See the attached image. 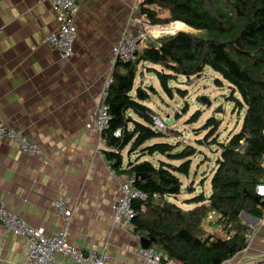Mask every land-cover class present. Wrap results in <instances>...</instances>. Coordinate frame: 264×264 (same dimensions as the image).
I'll use <instances>...</instances> for the list:
<instances>
[{
  "label": "crops",
  "instance_id": "crops-1",
  "mask_svg": "<svg viewBox=\"0 0 264 264\" xmlns=\"http://www.w3.org/2000/svg\"><path fill=\"white\" fill-rule=\"evenodd\" d=\"M139 1L78 0L74 53L63 59L46 41L58 27L48 0H0V125L42 150L41 156L28 155L15 142L0 140V201L50 235L64 228L50 205L64 200L71 212L69 242L105 253L108 264H144L139 239L114 221L125 177L112 174L94 127L115 46L125 30L140 24ZM210 216L203 228L221 238L223 228L214 231L216 215ZM240 217L251 229L248 244L225 264H264V220ZM26 243L0 228V264L22 263Z\"/></svg>",
  "mask_w": 264,
  "mask_h": 264
},
{
  "label": "trees",
  "instance_id": "trees-1",
  "mask_svg": "<svg viewBox=\"0 0 264 264\" xmlns=\"http://www.w3.org/2000/svg\"><path fill=\"white\" fill-rule=\"evenodd\" d=\"M137 13L138 28L144 24L161 28L178 22L190 30L142 40L135 61L116 60L111 69L112 82L104 99L110 119L100 132L107 148L103 155L116 175L134 179V188L148 196L143 203L133 201L137 214L129 231L147 240L149 249L162 251L177 264H223L248 244L251 229L241 220V213L261 217L264 212L263 198L255 193L256 185L264 183V0H140ZM139 68L142 79L145 70L154 72L170 98V82L178 76L199 77L209 68L229 84L233 111H245L240 130L224 143H217L216 136L208 141L220 121L211 118L206 122L205 128H211L207 144L216 143L220 155L210 171L209 196L195 197L191 209H181L171 198L181 192L176 174L188 175L191 158L197 152L189 146L173 153V145H149L164 135L146 104L149 95L142 88L144 81L135 87ZM215 83L222 85L219 79ZM176 92L184 98L185 91ZM199 115L196 112L192 120ZM117 130L120 134L115 137ZM126 148L129 156L140 151L141 157L159 154L168 161H158L156 166L137 155L135 161L129 157L125 164ZM172 161L183 162L176 167ZM212 214L218 217L214 226L222 227L226 238L204 230L205 220Z\"/></svg>",
  "mask_w": 264,
  "mask_h": 264
},
{
  "label": "built area",
  "instance_id": "built-area-1",
  "mask_svg": "<svg viewBox=\"0 0 264 264\" xmlns=\"http://www.w3.org/2000/svg\"><path fill=\"white\" fill-rule=\"evenodd\" d=\"M51 8L57 16L58 27L47 36V44L53 50L59 52L62 58L70 59L74 53V44L77 36L76 17L78 12V0H48ZM155 28L144 24L136 32L125 30L120 36L113 51L114 62H133L140 51L142 40H154ZM153 33V34H151ZM163 33L159 34V37ZM158 36V35H157ZM112 82L111 72L106 79L103 93L97 104L94 127L101 132L107 128L110 119L107 106L104 103L106 89ZM157 121V120H156ZM157 126L164 125L157 121ZM120 130L114 133L118 137ZM264 137V130L262 131ZM11 140L15 142L18 149L28 155L41 156V148L27 138L23 133L6 125H0V140ZM114 175V172L112 171ZM134 179L126 178L120 183L121 195L114 205V221L121 224L125 229H132V221L136 216L133 201L143 203L148 196L142 191L134 188ZM257 196L264 201V183L255 187ZM156 198V196H153ZM62 217L64 228L57 234H46L43 227L32 228L21 218L9 213L0 201V228L6 232L26 239L27 250L24 260L20 264H108L109 257L105 253H99L93 249L83 250L69 242L68 227L71 220V212L64 200L53 201L50 205ZM264 220V212L262 213ZM138 255L144 264H177L168 258L162 251L154 252L152 249H142ZM224 262L223 264H225ZM241 264V263H238Z\"/></svg>",
  "mask_w": 264,
  "mask_h": 264
},
{
  "label": "rangeland",
  "instance_id": "rangeland-1",
  "mask_svg": "<svg viewBox=\"0 0 264 264\" xmlns=\"http://www.w3.org/2000/svg\"><path fill=\"white\" fill-rule=\"evenodd\" d=\"M174 28L181 29L178 25L169 24L167 27L162 28ZM173 31L165 29L164 34L171 33ZM155 32V31H154ZM153 34V33H151ZM156 37H159L155 34ZM149 41V40H147ZM151 41V40H150ZM153 43V42H151ZM142 44V43H141ZM142 45L140 46L141 49ZM156 68V67H155ZM160 71V68H156ZM139 71L135 78V87L144 81L142 88L148 93L149 99L146 104L155 113L157 121L164 125L163 128H158L164 135L163 138L153 140L149 143H167L175 146L173 153L181 152L186 146L192 147L196 150V155L191 158V165L188 175H177L181 181V192L176 197L171 198V202L183 210L191 209L195 206L193 199L201 194L208 196L210 193V179L212 174L210 171L215 167V162L219 158L220 149L216 143L207 144L206 137L208 136L211 128H205L206 122L214 118L220 121V126L213 137L209 138L217 139V143H224L227 138L236 134L241 127V123L244 117V109L240 112L233 111L234 106L228 97L231 90L229 84L224 81L219 74L213 72L209 68H205L204 72L199 77H186L178 76L175 81L170 82V86L173 88V97L170 98L165 91L161 88L159 81L157 80L155 73H147L145 70L143 73V79L141 72ZM215 79H219L222 85L218 86L215 83ZM153 87L156 93H153L150 89ZM176 89L185 91V96L182 98ZM134 93V92H133ZM238 98V94H236ZM207 99L210 104L205 106L201 99ZM187 106V108H185ZM184 109H186L184 111ZM196 112H200L197 120H192V117ZM136 121L139 119L136 116H132ZM157 121H155L157 126ZM147 145V144H146ZM138 151L132 156L128 155V148L123 150L124 161H135L136 156L140 157V160L151 161L158 166V161L167 162L166 156L155 154L153 156L145 155ZM141 155V156H140ZM183 161H172L171 163L178 167ZM207 175V178L204 177ZM193 189V190H191ZM212 216L205 220L204 224H207ZM218 219L217 216H215ZM214 220V219H213ZM214 227V226H213ZM217 227H214V231ZM221 238H226V235L222 233Z\"/></svg>",
  "mask_w": 264,
  "mask_h": 264
},
{
  "label": "bare ground",
  "instance_id": "bare-ground-1",
  "mask_svg": "<svg viewBox=\"0 0 264 264\" xmlns=\"http://www.w3.org/2000/svg\"><path fill=\"white\" fill-rule=\"evenodd\" d=\"M173 25H178L181 29V31H188V28L184 25V24H182V23H173ZM171 29H169V28H155V34L156 35H159V34H161V33H165V32H163V31H165V29H167V30H170V31H173L174 30V28H172V25H171V27H170ZM175 30H179V29H175Z\"/></svg>",
  "mask_w": 264,
  "mask_h": 264
},
{
  "label": "water",
  "instance_id": "water-1",
  "mask_svg": "<svg viewBox=\"0 0 264 264\" xmlns=\"http://www.w3.org/2000/svg\"><path fill=\"white\" fill-rule=\"evenodd\" d=\"M188 30H190V28ZM176 31H181V30H176ZM174 33H175V31L171 32V34H174ZM201 102L204 103L205 105H209L210 104V102L207 99H205V98H202ZM147 242L148 241L145 240V239H139L140 247L142 249H147L148 248V243Z\"/></svg>",
  "mask_w": 264,
  "mask_h": 264
},
{
  "label": "clouds",
  "instance_id": "clouds-1",
  "mask_svg": "<svg viewBox=\"0 0 264 264\" xmlns=\"http://www.w3.org/2000/svg\"><path fill=\"white\" fill-rule=\"evenodd\" d=\"M176 32V31H175Z\"/></svg>",
  "mask_w": 264,
  "mask_h": 264
}]
</instances>
